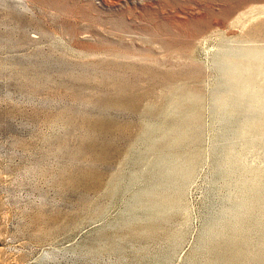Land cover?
<instances>
[{"label":"rangeland","instance_id":"obj_1","mask_svg":"<svg viewBox=\"0 0 264 264\" xmlns=\"http://www.w3.org/2000/svg\"><path fill=\"white\" fill-rule=\"evenodd\" d=\"M263 86L264 0H0V264H264Z\"/></svg>","mask_w":264,"mask_h":264},{"label":"bare ground","instance_id":"obj_2","mask_svg":"<svg viewBox=\"0 0 264 264\" xmlns=\"http://www.w3.org/2000/svg\"><path fill=\"white\" fill-rule=\"evenodd\" d=\"M261 59H262V58H261ZM256 60H257V59H256ZM249 62H250V61H249ZM251 62H252V61H251ZM249 64H250V63H249ZM247 66H248V65H247ZM247 66H246V67H247ZM251 66H252V65H251ZM248 67H250V66H248ZM248 67H247V68H248ZM252 67H253V66H252ZM247 68H246V69H247ZM262 68H263V67H262ZM248 70H250V69H247V71H248ZM260 70H261V69H260ZM250 71H251V70H250ZM248 72H249V71H248ZM261 73H262V72H261ZM261 86H262V85H261ZM263 88H264V86H263ZM263 88H262V89H263ZM263 91H264V89H263Z\"/></svg>","mask_w":264,"mask_h":264}]
</instances>
